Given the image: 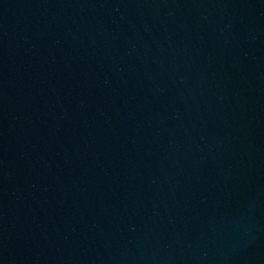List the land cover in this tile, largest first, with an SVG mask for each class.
<instances>
[{
  "label": "water",
  "instance_id": "obj_1",
  "mask_svg": "<svg viewBox=\"0 0 264 264\" xmlns=\"http://www.w3.org/2000/svg\"><path fill=\"white\" fill-rule=\"evenodd\" d=\"M0 264H264V0H0Z\"/></svg>",
  "mask_w": 264,
  "mask_h": 264
}]
</instances>
